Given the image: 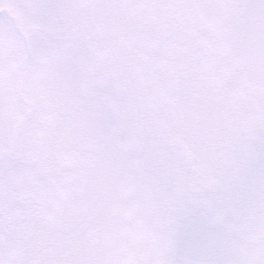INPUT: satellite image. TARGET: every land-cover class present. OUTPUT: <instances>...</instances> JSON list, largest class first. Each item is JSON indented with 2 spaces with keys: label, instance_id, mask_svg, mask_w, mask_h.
<instances>
[{
  "label": "snow or ice",
  "instance_id": "1",
  "mask_svg": "<svg viewBox=\"0 0 264 264\" xmlns=\"http://www.w3.org/2000/svg\"><path fill=\"white\" fill-rule=\"evenodd\" d=\"M0 264H264V0H0Z\"/></svg>",
  "mask_w": 264,
  "mask_h": 264
}]
</instances>
